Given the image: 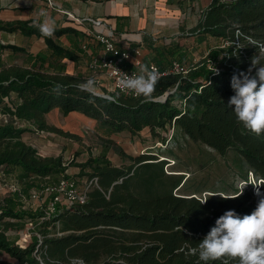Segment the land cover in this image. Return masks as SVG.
Listing matches in <instances>:
<instances>
[{"label":"trees","instance_id":"1","mask_svg":"<svg viewBox=\"0 0 264 264\" xmlns=\"http://www.w3.org/2000/svg\"><path fill=\"white\" fill-rule=\"evenodd\" d=\"M34 25L16 21L0 24V28L35 34L53 53L70 58ZM69 31L55 29L54 35ZM188 35L200 43L208 38L229 43L209 48L204 59L188 65L185 75L158 78L153 96L147 100L82 91L77 85L83 81L76 76L18 66L0 71V113L4 114L0 120V170L5 175L14 173L23 185L20 189L15 184L17 190L0 199V254L16 264H205L199 259L198 243L216 220L228 210L243 217L256 209L264 198V134L257 136L246 129L228 101L235 94L231 78L238 73L234 69L246 73L250 67L244 54L232 45L248 38L254 44L264 43V0H210L196 24L186 31ZM57 85L59 91L55 90ZM4 97L9 98L8 104L3 103ZM53 108L62 115L80 112L98 127L115 133L137 135L146 128L162 141L158 129L169 126L220 155L235 152L259 179L262 197L256 199L251 191L204 199L176 193L173 190L184 182L178 180L167 186L168 176L163 171L167 160L149 153L128 155L110 140L101 143L99 152L94 156L91 153L83 163L66 164L62 154L40 156L22 139L23 134L49 132L80 140L77 134L47 123L46 114ZM112 146L129 164L118 166L109 161L107 153ZM69 167L79 168L78 176L94 179L83 204H57L49 213L45 209H25L23 199L32 190L62 179L74 181L64 173ZM43 205L47 206V199ZM20 222L30 223L36 232L24 248L8 238V231L23 227ZM225 262L239 264L238 259L230 257L207 264Z\"/></svg>","mask_w":264,"mask_h":264},{"label":"crops","instance_id":"2","mask_svg":"<svg viewBox=\"0 0 264 264\" xmlns=\"http://www.w3.org/2000/svg\"><path fill=\"white\" fill-rule=\"evenodd\" d=\"M209 2L210 0H0V24L27 21L37 25L48 18L55 21V29H71L51 37V41L69 53L68 58L69 56L61 57L53 53L42 37L0 28V71L18 66L51 75L76 76L82 81L91 78L97 89L109 90L110 81L107 77L102 72L94 74L88 67L93 57L103 53V47L95 37L96 33L111 32L115 44L121 49H140L138 58L141 65L135 67L129 60L124 62L127 68L139 73L140 68L148 64L166 68L171 61L178 60V57L185 58V33L196 24ZM91 20L99 23L95 25ZM191 38L196 40L195 36ZM13 97V93L10 94V99ZM8 100L9 98L4 97L3 103L8 104ZM72 113L79 114L85 121L95 122L77 111L68 114ZM61 115L58 108H53L46 114V121L67 131L62 128ZM3 118L4 114L0 113V120ZM26 134L37 139L44 136L29 132L23 134L22 139L31 146L33 145L27 140ZM44 134V143L59 139L70 140L54 133ZM14 238L12 236L11 239ZM10 262L16 263L7 255L0 254V264Z\"/></svg>","mask_w":264,"mask_h":264},{"label":"rangeland","instance_id":"3","mask_svg":"<svg viewBox=\"0 0 264 264\" xmlns=\"http://www.w3.org/2000/svg\"><path fill=\"white\" fill-rule=\"evenodd\" d=\"M184 37L186 38L183 41L186 52L183 60L187 65L190 63L195 64L204 59L209 48H221L229 43L217 38H209L204 42L197 43L196 40L191 38L192 36ZM232 46L244 54L250 67L253 57L258 60L259 65H264V43L262 45L254 44L253 40L248 38L239 39V42ZM254 70L256 68H253L252 71ZM85 82L86 80H83V83ZM98 88L101 87L99 86ZM93 90L105 94L109 91L103 88L99 90L95 85ZM109 92L111 93V91ZM81 117L79 114L72 113L65 117L61 115L60 118L62 128L77 134L80 137L79 141L59 139V141L51 142H46L45 140L46 143H44L45 134H42L44 135L42 136L43 138L39 137L38 139L33 135L26 134L27 140L31 141L40 156L48 157L62 154L66 164L71 161L74 163L85 162L91 153L94 156L99 152L101 143L109 142L110 140L113 145L121 148L128 155L137 156L141 153H149L157 155L158 160H167L168 164H165L163 168L164 173L168 176L166 178L168 179L167 186L169 187L171 183L178 180L182 183L184 182L179 189L173 190L176 193L195 194L202 199L210 195L229 196L241 191L239 185L247 184L243 191H251L255 195L253 185H259V179L249 170L246 161L235 152L228 151L220 155L212 148L192 141L180 131L169 126L165 129H158L160 137L164 139L162 141L160 138L153 137L146 128L137 135H131L127 131L115 133L98 127L95 122L85 121ZM78 151L81 152L79 153ZM107 157L114 165L129 164L128 160L121 159L113 149V146L110 148ZM78 171L79 168L69 167L64 173L74 179L78 187L84 188L88 184L89 178L87 176H78ZM15 184L19 185L20 189L23 186L18 182L14 173L5 175L0 170V199L6 197L11 191V185ZM45 198L47 197L45 196ZM258 198L256 197V199ZM41 202V199L32 201L28 196L23 199L24 207L27 210L45 209L44 203ZM20 223L22 226L23 222ZM35 234L34 228L27 222L21 229L15 228V230L8 231V238L11 240L12 236H14L16 242L24 248L31 243L32 236ZM8 264L16 263L10 262Z\"/></svg>","mask_w":264,"mask_h":264},{"label":"clouds","instance_id":"4","mask_svg":"<svg viewBox=\"0 0 264 264\" xmlns=\"http://www.w3.org/2000/svg\"><path fill=\"white\" fill-rule=\"evenodd\" d=\"M34 26L46 37H52L56 27L55 21L48 18ZM253 68H256L255 75H252ZM157 79L155 68L144 65L140 68L139 75L126 76L120 83L135 95L147 100L153 96ZM94 84L95 82L89 79L77 87L82 91H92ZM231 87L235 94L230 97L228 107L233 110L237 120L257 136L264 134V65H259L258 60L253 57L251 67L246 73L233 74ZM59 88L60 85H57L55 90L59 91ZM246 185H239V196ZM253 186L256 194L260 195V185ZM239 196L224 199H235ZM207 200L208 198L201 204ZM198 251L199 259L205 264L224 257L238 259L239 264H264V198L259 200L251 214L243 217L234 210L226 211L198 243Z\"/></svg>","mask_w":264,"mask_h":264},{"label":"built area","instance_id":"5","mask_svg":"<svg viewBox=\"0 0 264 264\" xmlns=\"http://www.w3.org/2000/svg\"><path fill=\"white\" fill-rule=\"evenodd\" d=\"M91 21L95 25L99 23L98 21ZM95 37L101 43L103 47V53L98 57H93L90 60L88 67L93 71L94 74L102 72L110 81L109 91H111V93L108 91L106 94H102H104L105 96H109L112 93H119L133 98L142 97L135 95L131 90L124 88L120 83V81L126 78V76L140 74L137 70L127 68L124 65V62L130 60L133 66H140L141 61L138 58L141 53L140 49L138 47H135L133 49L119 48L115 44L111 32H98L96 33ZM134 56H136L137 58ZM148 66L155 68V70L157 71L158 78L167 74L185 75L188 71V65L180 61H173L166 68H161L156 64H148ZM234 71L238 74L240 72H243L239 68H235ZM89 79H86V81H88ZM92 181H94V179L89 181V183L84 188H80L77 186L75 181L71 179H62L56 183L43 185L42 187L36 190H32L29 197L32 199V201L41 199V203H44L47 199V206L45 207V210L47 213H49L54 210V206L57 204L67 206L83 204L86 201V191L88 189V185ZM10 190L16 191L17 187L15 185H11ZM259 193L260 195H257L255 189V195L257 198L259 196L262 197V190H260V188ZM45 196L47 198H45ZM29 225L31 224L29 223ZM16 244L21 247L18 242H16Z\"/></svg>","mask_w":264,"mask_h":264}]
</instances>
